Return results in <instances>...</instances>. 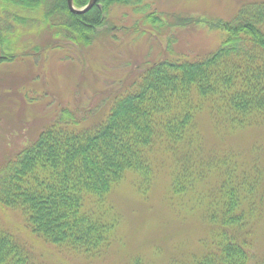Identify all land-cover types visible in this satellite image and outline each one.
Returning <instances> with one entry per match:
<instances>
[{
	"label": "trees",
	"instance_id": "trees-1",
	"mask_svg": "<svg viewBox=\"0 0 264 264\" xmlns=\"http://www.w3.org/2000/svg\"><path fill=\"white\" fill-rule=\"evenodd\" d=\"M89 1L73 3L81 9ZM115 5L149 9L145 0H97L87 13L75 14L68 0H0V64L67 43L91 48L112 33ZM142 22L159 36L196 24L225 36L203 56L146 65L98 123L85 125L81 112L61 109L0 166V209L20 212L31 232L49 244L100 256L120 223L109 214L114 190L133 177L147 195L157 174L168 168L172 199L207 188L198 196L206 194L204 211L214 230L207 252L190 264H264L252 259L247 242L228 233L230 227L241 229L253 212V171L228 153L206 150L200 121L207 116L218 131L232 133L264 125V0L243 4L228 21L146 12ZM0 264H36L1 223ZM131 264L147 263L141 258Z\"/></svg>",
	"mask_w": 264,
	"mask_h": 264
},
{
	"label": "rangeland",
	"instance_id": "rangeland-1",
	"mask_svg": "<svg viewBox=\"0 0 264 264\" xmlns=\"http://www.w3.org/2000/svg\"><path fill=\"white\" fill-rule=\"evenodd\" d=\"M253 1L145 0L149 9L139 12L115 5L110 13L112 33L101 36L91 48L67 43L0 64V166L48 127L61 109L81 112L87 118L85 125L98 123L115 98L132 88L146 65L178 55L203 56L225 36L205 24L177 27L159 36L142 22L144 13L228 21L243 4ZM200 121L206 150L228 153L253 171L257 184L253 212L245 216L241 229L230 227L228 233L247 242L254 261L263 260L264 125L233 134L218 131L207 116ZM136 181L126 179L109 200V214L120 223L111 246L100 256L47 243L31 232L18 211L0 209V223L27 246L36 264H131L141 258L147 264H190L195 256H203L214 230L205 215L206 194L198 196L207 188L202 186L197 196L190 192L183 199H172L168 168L157 174L147 195L137 190Z\"/></svg>",
	"mask_w": 264,
	"mask_h": 264
},
{
	"label": "water",
	"instance_id": "water-1",
	"mask_svg": "<svg viewBox=\"0 0 264 264\" xmlns=\"http://www.w3.org/2000/svg\"><path fill=\"white\" fill-rule=\"evenodd\" d=\"M74 0H68V7L69 9L71 10V12L75 13V14H84V13H87L88 11H90L94 6L95 4L97 3V0H90L89 3L81 8V9H78L74 6V3H73Z\"/></svg>",
	"mask_w": 264,
	"mask_h": 264
}]
</instances>
